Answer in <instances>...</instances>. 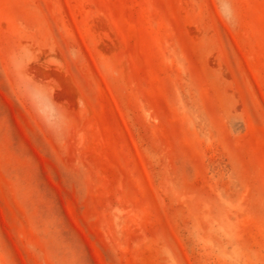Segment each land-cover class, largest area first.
I'll list each match as a JSON object with an SVG mask.
<instances>
[{
  "label": "rangeland",
  "instance_id": "1",
  "mask_svg": "<svg viewBox=\"0 0 264 264\" xmlns=\"http://www.w3.org/2000/svg\"><path fill=\"white\" fill-rule=\"evenodd\" d=\"M0 264H264V0H0Z\"/></svg>",
  "mask_w": 264,
  "mask_h": 264
}]
</instances>
